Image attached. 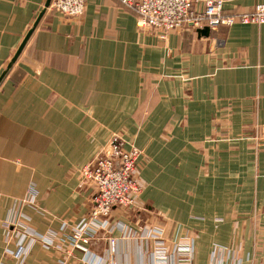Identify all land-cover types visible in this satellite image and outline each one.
Instances as JSON below:
<instances>
[{
	"label": "crops",
	"instance_id": "1",
	"mask_svg": "<svg viewBox=\"0 0 264 264\" xmlns=\"http://www.w3.org/2000/svg\"><path fill=\"white\" fill-rule=\"evenodd\" d=\"M45 2L0 0V264H17L27 218L39 239L24 264H159L143 236L153 228L167 264H264V25L164 42L120 0H85L75 19ZM257 4L224 0L223 12ZM131 145L142 151L135 205L114 207L113 232L87 253L72 247L64 227L94 192L82 168ZM176 245L188 261L169 257Z\"/></svg>",
	"mask_w": 264,
	"mask_h": 264
},
{
	"label": "built area",
	"instance_id": "2",
	"mask_svg": "<svg viewBox=\"0 0 264 264\" xmlns=\"http://www.w3.org/2000/svg\"><path fill=\"white\" fill-rule=\"evenodd\" d=\"M120 1L125 7L134 11L138 27L151 29L155 36L164 42L172 32L181 29L193 31L204 27L215 29L220 25L230 26L236 22L264 25V4H257L250 11L226 14L223 12L224 0ZM48 7L65 17L75 19L83 14L85 0H50ZM141 156V149L134 145L128 149L118 150L115 154L102 150L82 168L81 176L92 183L94 192L85 218L80 223L71 226L69 230L66 229V226V228L64 227L63 232H65L67 243L87 253V245L101 232L108 235L113 232L114 227L108 225L107 221L109 213L114 207L129 208L134 206L136 197L142 190V186L136 178V166ZM35 199L36 190L31 185L28 202L33 204ZM23 217L27 218V216ZM27 220L24 219L25 222ZM21 228V231H17L19 240L16 242V248L12 254L17 264H24L30 252L29 247L39 239V235L32 227L23 225ZM143 236L148 244L150 242L153 244V254L159 264H167L168 249L163 233L153 228L145 230ZM114 245V237H109L110 251H114ZM189 253L188 246L176 245L174 252L172 251L169 257L177 256L178 261H185L189 260ZM88 262V264H117L112 260H102L99 263Z\"/></svg>",
	"mask_w": 264,
	"mask_h": 264
},
{
	"label": "water",
	"instance_id": "3",
	"mask_svg": "<svg viewBox=\"0 0 264 264\" xmlns=\"http://www.w3.org/2000/svg\"><path fill=\"white\" fill-rule=\"evenodd\" d=\"M49 3H50V0H46V2H45V6H44V7L47 8V7L49 6ZM43 12H44V10L41 12V15H40V16H42ZM36 25H37V22L34 23L33 27L27 32V34H26V36L24 37L22 43L20 44V46H19V48H18V50H17L15 56H17V55L21 52L22 48L24 47L25 43L27 42L28 38L30 37V35H31L32 31H33V28H34ZM208 32H209V28H208V27H204V28H202V29H198V30H197V33H198L199 35H203V36L207 35Z\"/></svg>",
	"mask_w": 264,
	"mask_h": 264
},
{
	"label": "rangeland",
	"instance_id": "4",
	"mask_svg": "<svg viewBox=\"0 0 264 264\" xmlns=\"http://www.w3.org/2000/svg\"><path fill=\"white\" fill-rule=\"evenodd\" d=\"M202 29V28H201ZM197 31V30H196ZM19 219H21V217L19 218ZM18 219V220H19ZM18 220L16 221V223H21L20 221L18 222ZM24 225H28V226H30V224H29V221L27 220L26 222H25V224ZM30 227H32V226H30ZM33 228V227H32ZM17 235H19L18 233H17Z\"/></svg>",
	"mask_w": 264,
	"mask_h": 264
}]
</instances>
